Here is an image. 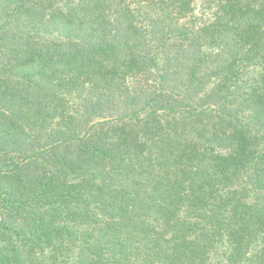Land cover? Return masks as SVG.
<instances>
[{
	"label": "trees",
	"instance_id": "trees-1",
	"mask_svg": "<svg viewBox=\"0 0 264 264\" xmlns=\"http://www.w3.org/2000/svg\"><path fill=\"white\" fill-rule=\"evenodd\" d=\"M0 264H264V0H0Z\"/></svg>",
	"mask_w": 264,
	"mask_h": 264
}]
</instances>
